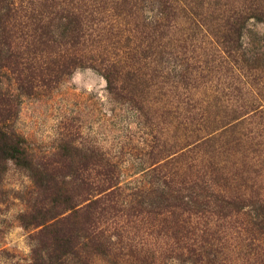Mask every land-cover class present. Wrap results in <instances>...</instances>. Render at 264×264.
Returning a JSON list of instances; mask_svg holds the SVG:
<instances>
[{
	"label": "trees",
	"instance_id": "1",
	"mask_svg": "<svg viewBox=\"0 0 264 264\" xmlns=\"http://www.w3.org/2000/svg\"><path fill=\"white\" fill-rule=\"evenodd\" d=\"M214 4L216 10L211 0H0V69L13 74L22 93L90 67L119 95L137 86L160 94L169 87L167 95L174 91L178 100L166 116L176 115L179 135L155 154L163 162L156 156L153 163L163 184L136 192L160 200L150 230L160 238L158 247H152L149 229L138 232L141 226L131 220V208L137 217L147 213L140 208L144 199L128 203L117 163L90 151L77 166L74 155L60 154L35 169L44 182L43 199L28 215L42 226L41 243L50 242L51 257L65 261L84 251L127 255L139 264H168L164 255L221 264L231 233L251 225L264 235L258 186L264 171V64L248 57L242 42L248 21L264 23V0H239L233 8L221 0ZM182 19L191 22L194 36L209 37L214 54L205 49L206 57L196 56L195 75L177 80L169 56L185 42ZM181 83L187 85L184 95L177 92ZM13 110L11 97L0 95V162L25 167L26 150L6 126ZM170 164L178 169L165 171ZM249 207L255 212L251 221ZM124 215L130 217L127 226Z\"/></svg>",
	"mask_w": 264,
	"mask_h": 264
},
{
	"label": "rangeland",
	"instance_id": "2",
	"mask_svg": "<svg viewBox=\"0 0 264 264\" xmlns=\"http://www.w3.org/2000/svg\"><path fill=\"white\" fill-rule=\"evenodd\" d=\"M211 2L212 9H215L214 0ZM238 2L221 0V4L229 3V8ZM179 27L185 28L179 33L185 42L175 46L169 56L171 74L177 80L195 75L198 66L196 56L206 57L208 51L204 50H209V37H205L204 32L194 36V30L188 29L192 27L190 21L182 19ZM242 42L247 56L259 65L264 64V23L248 21ZM209 51L214 54V51ZM214 65L218 62L214 61ZM184 86L187 87L181 83L177 92L184 95ZM188 87L191 88V85ZM143 88L132 87L133 93L119 95L108 88L101 72L88 67L77 68L51 87L41 86L33 94H25L17 87L13 74L0 69V95L11 97L14 105L6 126L21 141L29 160V165L25 167L12 161L0 162V264H139L127 255L92 256L84 251L70 255L65 261L64 258L62 261L56 259L54 255L51 257L50 242L45 239V243H41L42 226L34 225L28 214L43 199L44 182L35 169H41L39 165L46 159L52 161L64 157L63 154L74 155L72 165L77 166L83 162L86 152H104L106 157L117 163L119 182L128 203L131 200L136 205L143 199L146 202L140 207H146L145 215L137 217V210L131 208L133 225L141 226L138 232H143L146 227L148 231L152 230L160 211V200L154 195L144 198L139 194L163 184L153 163L156 156L163 162V155L155 154L166 141L173 143L179 135L176 115L166 116L167 110H175L178 100L174 91L172 95L170 92L167 95L169 87L161 94ZM176 169V165L170 164L165 171ZM258 186L264 195V171ZM252 210V207L247 210L251 215L247 216L248 221L254 218ZM122 218V224L127 226L129 215ZM250 228L251 225L231 233L228 248L221 257L224 263L221 264H264V235ZM149 237L156 249L158 236L150 231ZM166 256L168 264H189Z\"/></svg>",
	"mask_w": 264,
	"mask_h": 264
}]
</instances>
